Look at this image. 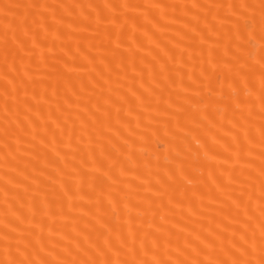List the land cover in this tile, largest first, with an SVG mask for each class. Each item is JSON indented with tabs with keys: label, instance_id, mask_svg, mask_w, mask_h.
<instances>
[{
	"label": "bare ground",
	"instance_id": "1",
	"mask_svg": "<svg viewBox=\"0 0 264 264\" xmlns=\"http://www.w3.org/2000/svg\"><path fill=\"white\" fill-rule=\"evenodd\" d=\"M0 264H264V0H0Z\"/></svg>",
	"mask_w": 264,
	"mask_h": 264
}]
</instances>
